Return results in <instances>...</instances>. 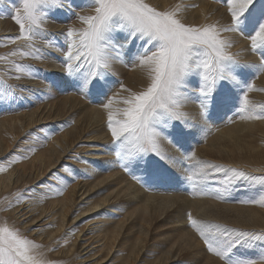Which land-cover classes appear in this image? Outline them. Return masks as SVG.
<instances>
[{
    "label": "rangeland",
    "instance_id": "rangeland-1",
    "mask_svg": "<svg viewBox=\"0 0 264 264\" xmlns=\"http://www.w3.org/2000/svg\"><path fill=\"white\" fill-rule=\"evenodd\" d=\"M176 1H180V0H176ZM199 1L217 6V8H219L218 10H221L223 12V15L221 13L222 18L218 17V19L223 23H228L226 24L228 25V27L230 26L231 17L228 12L227 5L226 3L223 2V0H184L183 1L184 3L183 2L181 3L183 4V6H186L185 9L187 10H195L196 7H192L191 5H196ZM89 3L90 0H84V1L66 0L64 9L50 10L48 17L49 19L47 20L49 22L44 23L46 24V28H44V24L42 26L45 29V31L42 32L41 35L37 36L38 38L36 37L38 39L37 41L35 38L33 46H35L36 48L32 47V49H30L31 51H34L33 53L35 55L40 56L42 58L40 59L33 58V60L31 61L32 57L31 56L27 57L29 58L30 62L26 64H21L22 61L19 59H18L19 61L16 60L17 63L15 65L18 64L22 67H30L31 69L30 72H21L20 74L10 73L11 70L7 69V67L11 64L10 61H13L15 57V56H9V54L14 51L10 46L13 43H11V41L8 39L7 40L10 42L8 41L0 42V56H9L8 60L0 61V90H2V92H0L1 118H3L4 120L6 119L15 120V118L19 116L27 122L28 118H30L34 114L35 109L38 107V105L39 108L47 105L45 104L47 102L46 97L42 96L44 86L49 88V90L51 91L53 90L56 91L55 94L60 96H62L60 93H62V91L65 90L64 94L69 98L68 100H66L67 102L62 104L58 103L57 101H55V103H52V111L55 112L59 111V112L58 115L53 114L50 116V119H48L45 122L44 128L38 126V125L43 126L42 123H35L32 126V128L35 129L39 128L38 130H36L37 137L34 135V130H32L33 131L32 132L31 130L28 131L29 129L28 130L24 129L22 131H17V133L14 136H11L9 135L7 129L0 128V144H2L3 141H5L4 140L5 138L8 139L9 144L14 142L10 146V148L4 152V154L0 155V169H4V171H0V183L3 182L2 180L3 175L6 174L10 175L12 177L11 179L17 181L16 186H11L12 183L11 179L7 177L6 187L5 184L0 185V215H4L2 209V206L4 204L9 203L7 207L13 206V204H17L19 206L21 205L24 209L28 205L27 204L28 199H32V204H34L33 205L34 212L28 214L24 218H20V219L18 218L17 220L21 223H29L25 229L20 231V233L26 238L28 237L34 238L40 234L42 236H46L47 234L51 235L55 232L56 228L54 226L60 224V222L57 221L59 217L57 210L59 209L61 210L65 205L64 230L60 234L61 236H57L56 239L53 242H51L52 245L48 249V253H44L43 255V250H45L46 246L43 243L38 242L36 239H33V241L37 245L41 246L39 249L36 250L35 254L37 255V258L43 259L46 262V264H50L47 263L48 254L49 257L53 259V264L79 263L80 261H76V257L80 256L81 252H79L78 254L77 253L72 254L70 257L66 258L70 245L76 242L77 238L75 235H77L79 232L85 233L89 231V227H90L95 231L96 233L95 235H97L102 240L103 231L106 234H108V236H110L111 229L109 227V224L111 222L118 224L122 219L120 211H116L112 208L109 211L115 214V218L113 219H111V216L106 213L107 208H104L103 206H101L100 208L97 207L95 211L90 210L92 209V206L90 204H97V200L104 197L106 198L108 195L111 194V192L115 190V188H110L109 190L104 191V193H102L104 196L98 194L97 187L101 188L102 185H104V184H99L98 181H94L95 183L98 184L97 187H93V185L87 184V186L89 187L88 189H90V194L84 202L76 203L69 196L65 198L67 188L73 186L76 182L82 181V183H84L87 180H88L87 182H89L90 177L88 175L89 171L87 169L91 167L90 166L91 162L86 163L83 160V163L80 164L73 163L74 159L76 160V158H70V157H74L77 154L87 153L92 151L93 149L90 150L89 148L91 146H99L96 149L99 150L98 152H100L103 148H109V151L111 150L110 152L113 161V166L116 167L115 168L116 170L114 172L117 171L120 172L121 174L124 175L126 179L128 180L130 179L129 180L130 182H133V184L136 183V186H138L143 192L152 196L154 195L158 197L161 196L167 197L168 195L174 194L172 196H179L181 197L180 199L186 196L187 198L192 200H198V199L204 200L207 198H215L217 201H219L223 199L226 200V198H223L224 195V197L227 198L234 197L233 198L234 200H232V204H233L240 202L241 198L243 197H240L238 193H229L228 195L225 194L228 193V189L230 188V186L233 187L237 185L236 187L238 189L240 190L245 189L248 191H252L253 194L261 190V188L258 187V185H255L254 188L252 189L248 185V181H247L248 179H232L231 173H227L229 174L227 175L225 172L218 171L215 168L204 169L203 171L204 173H206V175L202 177L196 175V173L201 170L200 166L196 164V161L202 160L205 163H209L213 165H219L220 163L222 164V162L218 159V157L211 158L210 156L209 158L208 157L209 155H206L204 153L205 151H209L207 149L202 148L207 146L206 145L207 142L205 141L204 138L206 137V134L210 130H213L212 129L213 127H216L217 125H222L224 121L228 123L227 122L228 119H231L229 121L230 123L240 122L241 119L240 117L241 116L243 117L245 114V113L242 114L239 111L245 91H247L249 100L252 103H256V104H252L256 109V111L260 112V114L262 113L264 114V102L262 103V99L260 101L253 99L256 97L259 98V96L257 95L258 92H256L255 89H259V93L264 94V75H263L264 70L259 69L261 64V52L264 51V49H260L256 53L252 52L251 50L252 42L248 38V33L251 31V25L245 27L243 34L240 32H235V33L225 32L226 34H230V35L233 34L238 35L244 38L245 41H248L249 52H251V55L256 59V62H254V65L255 64L256 65L253 66L252 67L253 69L250 71L247 70V68L244 69L242 67L241 63L243 61L241 62V60L240 61L237 60L238 63L234 66L235 67L238 66V69L239 67L242 68L239 69L240 72H236L238 71V69L237 68L234 69L233 66L235 77L237 78L236 79L237 84L235 85L233 84L231 87V82H227V83L224 82L225 86L227 87V90L229 91V95L232 103H230V105L227 108H224V112L223 110L221 111L223 106H217L212 108L207 116L202 115L201 112L202 109L200 106V100L202 99V97L200 96V93L198 91L199 78L195 76L190 77L187 82L188 84L190 83V85L185 83L182 90L183 93L186 92L185 95H188V100L192 102V105L196 109L197 111L196 117L199 116L201 117L202 120L199 117L186 118L187 115H185V118L188 121L186 119L173 120L170 121L167 125L165 124L158 125L159 127L157 126V131L160 133V141H159L161 143L160 147L162 149V154L164 157H166V159H163L161 158V156H157L155 154H149L147 157L144 158L145 161H147V163L141 162L140 163L141 166L139 167L140 164L137 166L135 163H130L128 160L120 159L116 156V150H117L116 145L112 142V138L109 141L110 136L107 138V141L110 142L109 143L110 145L101 147L102 145L105 144L106 141H99L98 134L100 132H104L105 131L104 129H100L98 132L94 131L86 135H82V138L80 136L81 131L79 129H73V127H77L78 125H83L85 127H88L92 124L88 122L89 115L85 114L84 112L78 111V108H76L75 104L80 102V100L78 99H81V101H83V103L86 104L87 106L89 105V107L99 109L103 107V105L106 104L108 100L113 97H115V99H117L116 97L118 95L128 97L130 93H132L129 90V87L132 86L131 82H134V84L137 87L139 86L143 88L144 85L141 74L140 72L136 71L134 65L138 63V57L144 53L145 49L148 48L147 50L149 54L151 51L155 50L153 45L147 44L145 41L140 40L139 38H127L128 42L125 43L126 34L119 33L114 37L118 47L116 48L115 51L111 53V55L113 57L117 56L118 58L117 61H119L120 64H122L123 62L124 63L121 65L122 67L113 64L111 72L107 74L104 77V79L100 80V83H104L105 80L109 82L108 87L105 89L106 95L97 94L96 91L91 87H86L84 89H80L76 87L75 86L76 77L75 76L70 77L67 74L65 68V64H66L65 53L68 49V38L66 37L65 33L70 27L76 30H80L86 27L76 19V15L77 14L86 15L84 12H87L88 13L87 15L94 14L89 9ZM163 3L164 2L158 0L159 5H163ZM69 4H71L74 11L68 10ZM170 4L171 3L167 5ZM77 5H80V7H77ZM18 6H20V0H4L3 3H0V19L3 20V25L0 29L11 30L10 32L7 33L8 36H4L3 38L12 37V36L15 37L18 36L19 34L17 33L19 26L11 18V16L14 14L15 8ZM83 8L86 10L82 11ZM169 9H171L170 6L168 7L167 10ZM157 10L160 9L157 8ZM55 28L56 30H54ZM58 37L59 39H57ZM44 40H46L47 44ZM44 43L45 46H47L45 47L46 52L39 49L40 50L39 52H41V54L36 53L35 50L40 48L42 45H44ZM4 46H6V48ZM49 48L52 49L50 50ZM52 58L56 61L57 64ZM34 60H37L38 62L37 61L35 62ZM248 62L249 60L246 61L245 63H242L243 66L245 67L244 64ZM43 65L45 66V68ZM143 70L147 72L145 69ZM236 74L242 76V78L237 76ZM17 76H19V79L16 78ZM249 85L252 86L251 90H248ZM123 89H128L129 91H124ZM217 90L218 91L222 90L220 85L217 86ZM4 93L7 94L5 95ZM99 102L100 104H98ZM120 106H122L120 107L121 109L126 107V105L124 104H120ZM222 118L224 120H221ZM69 122H70L69 126H72L73 138L71 139L67 138V145H70L72 140H74V143L68 146L67 148H64L66 149L65 154L61 156L64 158V161L54 164L53 166L49 167V169L47 170H45L46 169L45 167H47L50 164L48 161L45 164L42 163L41 166H37L35 164L39 159L37 156L47 154L45 152V146L50 141H52L51 139H53V137L59 139L58 138L59 136H66L65 132L69 129V127H67V124H69ZM200 125H205V127H209V130L203 129L206 134L203 135L202 139H199L198 136V134H201L203 132L202 130L203 126ZM86 129H90V128L88 127ZM106 130L110 132L107 128ZM261 131H264V129H262ZM25 136L27 137L31 136L29 138L35 140L38 146H32L33 148L31 149L29 148L28 150H26L28 151V153L26 157L22 159L19 155H15L14 152L19 153L20 150L17 148V145L18 143L22 144L23 142H25L26 140ZM250 140L254 143L255 147L257 148V151L252 153L251 151H246V148H243L244 155L242 157V163H245L248 167L254 166L255 164L259 163L261 164V167L259 169L264 170V159L257 160L253 158V155L259 157L260 154L264 153V136H262L260 132V134H255L254 138H250ZM25 146L26 145H24V147H21L22 150L23 148H25ZM193 154H195V159L189 160V157H191ZM201 155L204 156V159L200 158ZM102 157L103 159L101 162L106 161L107 155L102 154ZM30 159L31 162L33 163H30ZM221 164L220 166L225 165L226 163L223 162V164L222 165ZM98 165H93L94 172L102 173V171L104 172L107 171L106 165L104 164L103 165L98 164ZM142 166L146 168L143 169L144 167ZM67 167H69L68 170ZM125 167H127V171L125 170ZM222 167L225 169L228 168L233 169V166L228 164L225 165V167L224 166ZM248 167L244 168L243 170L250 172V169ZM59 172H61L62 174L61 176H57ZM136 173H138L139 175ZM140 173H143L142 176L143 175L145 176L142 177ZM222 174L224 175L221 176ZM104 175H106V173ZM190 175L193 176V180L195 181V183H191L187 179L188 176ZM139 176H141L142 179L145 178L143 179L145 185L141 184L142 181L141 182L139 181L140 180ZM225 176H228V178ZM157 177H159V179ZM93 178L97 180L102 179L100 175ZM151 180L153 182L152 184H149L151 183ZM225 180H227V183L224 182ZM153 184L155 185L153 186ZM165 185L166 187L163 188ZM156 187H158V189ZM152 188H155L156 190H160V192L155 191V189ZM48 190H54L56 194H49ZM174 191L175 193H173ZM157 192L161 194L164 193V195L156 194ZM18 196L22 197V199L19 201L17 200ZM70 198H71V202L69 204L68 203L65 204V202ZM142 200L143 199H141V201ZM73 204L75 205L69 208V205L72 206ZM239 204L240 203H238V205ZM183 212L191 213L193 219H196L198 222L202 223V221L198 220V218L194 216V213H196V210L194 208L184 209L182 213ZM140 216L141 213H137L134 217L136 220H138ZM235 216H236L235 219L232 220V218H230L231 221L228 220H227L228 222L220 221L221 223L219 221L211 220V219L209 220L203 219V220H206L213 225H220L221 231L225 229H231L237 232L238 231L249 232L247 230L264 232V219L258 223L257 219L250 217L249 214L247 213L241 215H237L235 213ZM219 217L221 218V216ZM185 219H186L185 220L186 227L188 226L187 230L191 232L196 238L200 247L198 249L203 255L196 254L197 249L193 247L192 238L190 236H188L186 239L183 236L179 237L176 233L173 232L175 228L170 223H165L161 227L154 229L150 238L146 241L148 242L147 245L145 242L143 246L139 248L137 247L136 244L140 238H144V233L140 231L138 226H129L121 233L118 231L119 236H122L123 241H125L124 240L125 237L129 245L132 246L133 248L132 250L123 247L122 244L123 241L122 242L119 241V243H117V246H119L118 250L112 249L110 247L112 249V252L118 251L119 255L115 254L116 256H114L113 258L107 257V253L109 252L110 248L105 253H103L105 250L92 254L91 252H89L88 255H90L91 258H86L84 264H94L95 262H97L96 264H122V259H123L122 253H128L130 254L131 257H133L132 261L130 262L131 264H216L214 263V261L219 262L220 264H225L224 260H221L218 256L208 251L207 246L204 244L199 234L187 224L188 223L187 215ZM254 221L258 223V226H253V227L251 226V229H249L246 225H249ZM2 224H4V221L3 219L0 218V225ZM122 224H123V220L120 223L121 227ZM240 224H242L243 226H240ZM259 224L261 226H259ZM100 225H105V226L99 229V231L96 230V228L100 227ZM252 233H256V232H252ZM232 237L233 239L235 238L234 234H226L222 239L227 240ZM78 243H82V241H78ZM170 247L173 248L176 247L178 250L175 256L173 257V259L170 260L168 259V257L165 258L163 257L161 259L160 258L161 252L168 250ZM137 249H140L141 253L139 255H134ZM261 252H264V243H260V245H253L251 243H246L237 246L234 249H231L230 255L232 256L233 259L249 260L252 259L251 256L258 258ZM81 256L82 258L86 257L84 252L83 255ZM193 256L195 259L193 258Z\"/></svg>",
    "mask_w": 264,
    "mask_h": 264
},
{
    "label": "snow or ice",
    "instance_id": "snow-or-ice-1",
    "mask_svg": "<svg viewBox=\"0 0 264 264\" xmlns=\"http://www.w3.org/2000/svg\"><path fill=\"white\" fill-rule=\"evenodd\" d=\"M4 0H0L3 3ZM231 17L229 27L221 28L217 24L191 26L182 22L181 14L186 6L174 5L171 9L159 11L146 0H90L91 15H76V19L86 27L80 30L68 28V49L65 53V68L69 76H75V86L84 89L93 88L97 94L106 95L108 81L100 80L112 70L111 53L118 47L114 37L119 33L127 38H139L153 45L155 50L150 54L147 49L138 57V66L147 71L150 83L140 93H130L128 97L116 100L115 97L103 105L109 109L108 130L112 142L116 145V156L126 159L137 166L147 163L145 157L155 154L166 159L160 147V133L157 126L167 125L173 120L185 119L179 109L185 99L182 91L190 77H198V91L202 99L200 106L202 115L217 106L228 107L232 103L224 82L237 84L233 66L237 59L229 54L231 43L222 38L224 32L244 33L245 27L251 25L248 38L251 50L256 53L264 49V0H223ZM66 0H20L11 18L19 26V35L7 37L11 43L18 40L29 42L33 47L35 38L43 32V24L47 22L50 10L64 9ZM197 7V5H191ZM80 7V5H77ZM69 11H74L71 4ZM86 10V9H82ZM259 42V43H258ZM40 50L36 49L38 53ZM20 55L40 59L31 51H13L9 56ZM9 56H0L6 61ZM261 70H264V51L261 52ZM17 73L30 72V67L14 65ZM19 79V76L16 77ZM220 85V91L217 85ZM252 86H248L251 90ZM129 91L128 89H123ZM2 92V90H0ZM5 95L7 93H4ZM118 95V94H117ZM124 104L126 107L117 109L122 119L114 118L112 105ZM252 102L247 91L242 98L240 113L249 112ZM246 119L264 120V114L248 115ZM195 159V154L189 160ZM200 166L197 176H204V169L215 168L226 174L231 173L232 179H250L242 171L225 169L219 165L196 161ZM127 171V167H125ZM4 171V169H0ZM189 182L195 183L193 176ZM264 181V177L260 178ZM22 197H17L21 200ZM255 203L264 207V196ZM188 225L195 230L209 252L218 256L225 264H257L251 259H233L230 250L246 243H264V234L225 229L220 225L200 223L187 214ZM234 233L235 238L222 239L226 234ZM41 246L23 236L18 229L7 224L0 225V264H46L37 258L36 250ZM259 264H264L262 259Z\"/></svg>",
    "mask_w": 264,
    "mask_h": 264
},
{
    "label": "bare ground",
    "instance_id": "bare-ground-1",
    "mask_svg": "<svg viewBox=\"0 0 264 264\" xmlns=\"http://www.w3.org/2000/svg\"><path fill=\"white\" fill-rule=\"evenodd\" d=\"M160 1L164 2L163 5H159L158 4V0H146V2L149 3L151 6L155 7L156 9L157 8L160 9L159 11H165V10L168 9L169 6L172 8L174 6V4L175 5L181 4L183 6V4L181 2H183L184 0H180V1H176V0H160ZM169 3H171V4L167 5ZM196 5H197V7H196L195 10H187V9H185L182 12V14H181L182 22H184L185 24L191 25V26H203V25H206V24H217L219 27L222 26L221 28L228 27V25H226L228 23H223L222 21H220L218 19V17H221V13L223 15V12L221 10H218L219 8H217V6L212 5V4H207V3H204V2H201V1H199ZM84 13L86 15L88 14L87 12H84ZM224 21H226V20H224ZM47 22H49V21H47ZM52 23H50V24H52ZM2 25H3V20L0 19V28L2 27ZM47 25H49V24H47ZM48 27H50V26H48ZM44 28H46V24H44ZM44 28H43V32L45 31ZM54 30H56V28ZM10 31L11 30H1L0 29V42L8 41L7 38H3V37L4 36H8L7 33L10 32ZM17 33H19V29L17 30ZM48 34H49V32H48ZM12 37H14V36H12ZM37 38H36V41L38 40ZM222 38L227 40V41H229L231 43V45H232L228 49L229 54L233 55L235 58H238L237 59L238 61H240V60H241V62L243 61L242 63H245L246 61L249 60L248 63L244 64L245 67L243 66L242 63H241V65H242V67L244 69L247 68V70H249V71L252 70L253 69L252 67L256 65V64L254 65V62H256V59L251 55V52H249L248 41H245L244 38H242V37H240L238 35H234V34L230 35V34H226L225 32L222 33ZM57 39H59V37ZM44 41L46 42V40H44ZM8 42H10V41H8ZM28 43L29 42H27V41L18 40V42H16L15 44H11L10 46L12 47V49L14 51H18V50H21V49L26 50V51H31L27 47ZM46 44H47V42H46ZM35 45H36V43H35ZM48 45H49V43H48ZM4 47L6 48V46H4ZM33 47H35V46H33ZM45 47H47V46H45V43H44V45H42L38 49H41L42 51L46 52V48ZM49 49L51 50L52 48H49ZM31 52H34V51H31ZM38 53L41 54V52H38ZM47 54H48V52H47ZM18 55H16L14 57V60L11 59L13 61H10L11 64L7 67V69L11 70L10 73H17L14 70V65L17 63L16 60L17 61L21 60L22 61L21 64H26V63L30 62L29 58L20 57ZM48 57H50V56H48ZM114 58L115 59L113 60V64H116L117 66L122 67L121 65L124 62L122 64H120V62L117 61L118 60L117 56H114ZM32 60H33V58H31V61ZM34 61L36 62L37 60H34ZM55 63H56V61H55ZM35 66H36V64H35ZM44 68H45V66H44ZM58 68H59V66H58ZM58 68H57V70H58ZM134 68L136 69L137 72H140L142 80H143L144 87L143 88H141L139 86L137 87L134 84V82H131L132 86L129 87V90L132 93H135V92L136 93H140V92L146 90V88L148 87V85L150 83V80H149V78H147L148 77L147 72H145L142 68H140L138 66V63L136 65H134ZM235 68L238 69V66H236V67L234 66V69ZM239 69H242V68L239 67ZM239 69L236 72H240ZM259 69L261 70V68H259ZM61 70H62V68H61ZM263 75H264V71H263ZM237 76H239V75H237ZM239 77L242 78V76H239ZM188 85H190V83ZM232 85H233V83H231V87H232ZM53 91L49 90V88H47L45 86L43 87V95L42 96L46 97L47 102L45 104H47V105H45V106H43L41 108H39V105H38V107L35 109L34 114L30 118H28L27 122L25 120H23V118H21L19 116L16 117V118L14 117L15 120L14 119H6V120H4L3 118L0 117L1 118L0 119L1 120L0 121V128L1 129H7L8 132H9V135H11V136H14L17 133V131H22L24 129H27V130L29 129L28 131L34 130V135L36 136V134H37L36 130H38L39 128L38 129L32 128V126L35 123H42L43 126H40V125H38V126L44 128L45 122L48 119H50L51 115H53V114H57L58 115L59 111H56V112L52 111V103H55V101H57L58 103L62 104V103L67 102L66 100L69 99L64 94L65 90H63L62 93H60L62 96L55 94L56 91H54V92ZM255 91L258 92L257 95L259 96V98L256 97V98H253V99L254 100H259V101L262 99V103H263L264 102V94L263 93H259V89H255ZM260 92H263V91H260ZM185 94H186V92L184 93V95ZM11 98H12V96H11ZM116 98L118 100H121V99L125 98V96L118 95ZM78 100H80V102L75 104L76 108H78V111L84 112L85 114L89 115L88 122L90 124L91 123L92 124L90 126H88L90 129H86L88 127H85L83 125H78L77 127H73V129H79L81 131L80 132L81 138H82V135H86V134L94 132V131L98 132L100 129H104L105 130L104 132H100L98 134L99 135V139L98 140L99 141H106L105 144L102 145L101 147L110 145L109 141L111 140V133L106 130V128L108 129L107 124H108V112H109V109H106L104 107H101L99 109H95V108L89 107V105L87 106L86 104H84L83 101H81V99H78ZM94 103H96V102H94ZM98 104H100V102ZM252 104H256V103H252ZM94 105H96V104H94ZM259 105H260V103H259ZM120 107H122V106H120V104H117V103H114L112 105V111H113V114H114V118H116V119H122V116L119 115L117 113V111H116L117 109H121ZM0 108H1V106H0ZM224 108H227V107H222L221 111L223 110V112H224ZM71 109H73V108H71ZM179 111H181L183 114L187 115L186 118H195L196 117L197 111L194 108V106L192 105V102H190L188 100V95H185V99L183 100V106L179 109ZM255 114H260V112L256 111V109L252 105V107L250 108L249 112H246L244 114V116L247 117V115H255ZM0 115H1V113H0ZM198 117H196V118H198ZM199 118L201 119V117H199ZM240 118L241 119H240L239 123L238 122L230 123L229 121L231 119H228V121H227L228 123H226L224 121V123L222 125H217L216 127H213L212 128L213 130H210L207 134L204 132V130H209V127H205V125H200V126H203L202 130L204 129L203 130L204 133L202 132L201 134H198V136H199V139H202L203 135L206 134V137L204 139L207 142V144H206L207 146L202 147V148L209 150V151H205L204 152L206 155H209L208 156L209 158H210V156H211V158L212 157H218V159L222 162V164L224 162V163H226L225 165H227V164L231 165V166H233V169H236L237 171H242L249 177L256 178L255 180H250V179L247 180L248 181V185L252 189L254 188L255 185H258V187L261 188V190L258 191L255 194H253L252 191H248V190H245V189H241L240 190V189H238L236 187L237 185L233 186V187L230 186V188L228 189V193H225L227 195L229 193H238L240 197H243V198H241V201L238 202V203H240L239 205H241V206H239L238 203H233L232 204V200H234L233 199L234 197H228L227 198V197H224V195H223V198H226V200L223 199V200L217 201L215 198L204 199L202 197L204 200H200V199L192 200V199L187 198L186 196L183 197L182 199H180L181 197H179V196H172L174 194L168 195L167 197H165V196L158 197V196H154V195L152 196V195L146 194L138 186H136V183L133 184V182L129 181L130 179L129 180L126 179L123 174H121L118 171L114 172L116 170L115 169L116 167L113 166V161H112L111 152H110L111 150L109 151V148H103L100 152H98L99 150H96V149L99 146H91V147H89L90 150L93 149L92 151H90L91 153L90 152L81 153V154H77L74 157H70V158H76L77 161L74 159V161H76V162L73 161V163L80 164V163H83V160L86 163L87 162L88 163L91 162V164H90L91 167L89 169H87L89 171L88 175H89L90 179H89V182H87L88 180L86 179L87 181H85L84 183H82V181H80L81 183L80 182H76L73 186L67 188L65 198L67 196H69L76 203L84 202L88 198V196L90 194V189H88L89 187L87 186V184H91V185H93V187H97L98 184L95 183L94 181H98L99 184H104V185H102L101 188L97 187L98 188V191H97L98 194L103 195L102 193H104V191L109 190L110 188H115V190L113 192H111V194L108 195L106 198L104 197V198H101V199L97 200V204H90L92 206V209H90V210L95 211L97 209V207L100 208L101 206H103L104 208H107V212L106 213L111 216V219H113V218H115V214H113V213H111V211H109L112 208V209H114L116 211H120L122 219L120 220V222L118 224L112 223V222L109 224V227L111 229L110 230V236H108V234H106L103 231L102 240L97 235H95L96 234L95 231L93 229H91L90 227H89V231H87L85 233L79 232L77 235H75L76 238H77L76 242L74 244L72 243L70 245L68 254L66 255V258L70 257L72 254H75V253L78 254L79 252H81V255H83V252H84L86 257L82 258L81 255L76 257V261H80L77 264H84V261H85L86 258H91V256L88 255L89 252H91V254H92V253H96V252H100V251L105 250L103 252V253H105V252L108 251V249L110 247L112 249H117L118 250L119 246H117V243H119V241L120 242L123 241L122 236H119V232L120 233L123 232L129 226H138L140 231L142 233H144V238H140L138 240L137 244H136L137 247L139 248V247L143 246V244L150 238V236H151L152 232L154 231V229L161 227L165 223H170L175 228L173 232L176 233L179 237L183 236L186 239L188 236H190L192 238L193 247L197 249L196 250V254H202L200 252V250L198 249L200 247H199V243L197 242L196 238L194 237V235L191 232H189L187 230L188 226L186 227V222H185L186 219L185 218H186V215H187L186 213H188V212H183L182 213V211L184 209L194 208L196 210V213H194V216H196L198 218V220L202 221V223H207V224H210V222L206 221V220H209V219L216 220V221H219V222L220 221H224V222L231 221L230 218H232V220L236 218L235 213L237 215H241V214H246L247 213V214H249L250 217L257 219L258 223L261 222L264 219V207H262L259 204L255 203V201H257L261 196H264V181H262L260 179V178L264 177V170L259 169L261 167V164H259V163L255 164L254 166L248 167L245 163H242V157L244 155L243 148H246V151H251L252 153L257 151V148L255 147L254 143L250 140V138H254L255 134H260V132H261L262 136H264V131H261L262 129H264V120L244 119V118H242V116ZM33 119H36V120H33ZM53 120H56V119H53ZM221 120H224V119L222 118ZM69 125H70V122H69V124H67V127H69V129L65 132L66 136H59L58 137L59 139L53 137V139H51L52 141H50L45 146V152L47 154L46 155H38L37 156L39 158L37 160V162L35 163L37 166H41L42 163L45 164L48 161L50 164L47 167H45L46 168L45 170H47V169H49V167L53 166L54 164H57V163H60V162L64 161V158L61 157L62 155L65 154V150L66 149H64V148H67L68 146H70L71 144L74 143V140H72L70 145H67V138H69V139L73 138V136H72V126H69ZM91 126H93V127H91ZM28 127H30V128H28ZM109 136H110L109 141H107V138ZM29 137H31V136H28V137L25 136V139H26L25 142H23L22 144L18 143L17 148L20 150L19 153L18 152H14L15 155H19L22 159H24L26 157L27 153H28V151H26V150H28L29 148L30 149L33 148L32 146H38L36 141L31 139V138H29ZM4 140L5 141H3L2 144H0V155L4 154V152L7 151L10 148V146L14 143V142H12V143L9 144L8 143V139H6V138ZM15 143H17V142H15ZM20 145H23V146H20ZM24 145H26V146L22 150L21 147H24ZM102 154H106L107 155V159L104 162H101L102 159H103ZM262 154L264 155V153H262ZM262 154H260L259 157L253 155V158H255L257 160L258 159H264ZM200 158L204 159V156L201 155ZM30 163H33V162H31V159H30ZM98 164L106 165V170L107 171L106 172L102 171V173L94 172L93 165H98ZM220 164H219V166H220ZM225 165H222V166L225 167ZM140 166H141V164L139 165V167ZM142 167H144V166H142ZM247 167L250 169V172L243 170L244 168H247ZM145 168L146 167H144L143 169H145ZM68 169H69V167H67V170ZM137 169H139V168H137ZM134 172H135V170H134ZM105 173H106V175H104ZM136 174H138V173H136ZM140 174L142 176L143 173H140ZM145 174H146V172H145ZM61 175H62L61 172H59L57 176H61ZM98 175L101 176V178H102L101 180H97V179L93 178V177H96ZM138 175H137V177H138ZM223 175L224 174H222L221 176H223ZM227 175H229V174H227ZM141 176H139L140 177L139 181L140 182L142 181L141 184H144L145 182H143V179H145V178L142 179V177H144L145 175H143L142 177ZM7 177L9 179L12 178L8 174L3 175V179H2L3 182L0 183V185H4L5 184V187H6V179H7ZM159 177H157V178L159 179ZM225 177L228 178V176H225ZM146 180H149V179H146ZM169 181H171V180H169ZM11 182H12L11 186H16L17 185V181L16 180L11 179ZM148 182H150V181H148ZM152 182L153 181L151 180V183H149V184H152ZM224 182L227 183V180H225ZM224 182H222V183H224ZM161 184H162V182H161ZM154 185L155 184H153V186ZM158 187H156V188L158 189ZM165 187H166V185L163 188H165ZM147 188H148V186H147ZM152 189H155V188H152ZM149 190H150V188H149ZM255 190H258V189H255ZM48 191H49L48 192L49 194H56V192L54 190H48ZM155 191L160 192V190H156V189H155ZM158 192L156 194L164 195V193L161 194V193H158ZM171 193H169V194H171ZM173 193H175V191ZM235 197H237V196H235ZM71 198L68 199L65 202V204L66 203L69 204L71 202ZM141 199H143V200L141 201ZM172 200H175V201H172ZM8 204L9 203L4 204L2 206L4 215H0V218L3 219L4 224H7L9 227H14L15 229H18L19 232H20L21 230L25 229L29 223H21L17 219L18 218L19 219L20 218H24L28 214H31V213L34 212V207H33L34 204H32V199H28V203H27L28 205L24 209H23V207L21 205L19 206L17 204H13V206L7 207ZM74 205L75 204H73L72 206L69 205V208L73 207ZM161 205H163L164 207L161 206ZM41 206H42V204H41ZM64 210H65V205H64V207L61 210L60 209L57 210L58 216H59L57 221H59L60 224H57V225L54 226L56 228V230H55V232L53 234H51V235L47 234L46 236H42L40 234V235H38V236H36L34 238L28 237L29 240L33 241V239H36L38 242H41V243H43L46 246L45 250H43V255H44V253H48V249L52 245L51 242H53L56 239L57 236H61L60 234L64 230V220H65ZM137 213H141V216H140V218L138 220H136L135 217H134ZM229 214H231V215H229ZM39 215H40V213H39ZM219 216H221V218ZM203 219H206V220H203ZM122 220H123V224H122V227H121L120 223H121ZM258 223L256 221H254V222H252V223H250L249 225H246V226L249 229H251V226L252 227L253 226H258ZM15 225H17V226H15ZM104 226L105 225H100V227H97L96 230L99 231V229L103 228ZM240 226H243V225L240 224ZM259 226H261V225L259 224ZM247 231L256 232L257 234H259V233L264 234V232H260V231H254V230H247ZM232 234H234V233H232ZM124 240L125 241H123V243H122L123 247L128 248L129 250H132L133 249L132 246L129 245V243L126 240L125 237H124ZM78 241H82V243H78ZM147 243L148 242H146V245H147ZM253 245H260V243H255ZM111 248H110L109 252L107 253V257H109V258L112 257L113 258L114 256L119 255L118 251H113L112 252ZM177 251L178 250H177L176 247H174V248L170 247L168 250H165L164 252H161L160 258L162 259L163 257L164 258L168 257V259L171 260V259H173V257L177 253ZM140 253H141V250L137 249L134 255H139ZM122 254H123V259L121 258L122 259V264H131L130 262L132 261L133 257H131L130 254H128V253H122ZM193 258H194V256H193ZM251 258H252L251 260L256 261L257 264H259V262L262 259H264V252H261V254H260V256L258 258H255L253 256H251ZM51 262L53 264V259H51V257H49V254H48L47 263L51 264ZM96 263L97 262H95L94 264H96ZM214 263L220 264L219 262H215V261H214Z\"/></svg>",
    "mask_w": 264,
    "mask_h": 264
}]
</instances>
